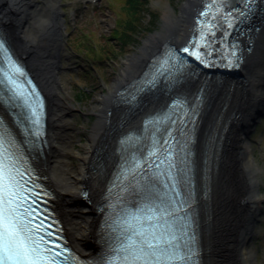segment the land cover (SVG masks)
Masks as SVG:
<instances>
[{
    "label": "bare ground",
    "instance_id": "bare-ground-1",
    "mask_svg": "<svg viewBox=\"0 0 264 264\" xmlns=\"http://www.w3.org/2000/svg\"><path fill=\"white\" fill-rule=\"evenodd\" d=\"M195 2L186 0L179 15L161 22L159 31L142 40L138 53L122 61L117 80L91 107L94 119L87 128L86 142L74 151L77 163L72 166L61 160L64 158L60 146L64 130L61 117L64 109H70L62 98L59 79L61 56L56 35L59 33L61 37L64 21L60 13L57 16L54 12L58 0H48L45 8H50L49 11H43V5L35 0H0V27L13 52L29 62L31 74L44 94L43 144L32 166L48 190L51 211L58 218L65 243L78 253L89 251L86 240L96 228L97 219L86 206L75 201L74 195L90 203L96 199L103 188V173L111 166L114 140L133 128L143 113L160 106L166 100L164 92L188 93L197 87L192 134L199 145L202 142L201 146H205L204 138L209 134L211 137L207 146L210 159L200 170L201 195L195 223L197 264H255L249 241L259 211L258 167L252 156L249 130L259 120L264 106V5L255 16L257 25L252 31L246 32V28L240 27L239 34L236 30V40L231 42L234 53L239 49L235 53L238 59L233 63L234 74H206L203 65L196 68L203 71L202 75L196 69L185 73L187 68L179 73L177 68L171 76L173 79L164 86L155 89L150 86L128 105L113 96L121 84L136 76L160 50L161 41H172L186 28L185 23L197 5ZM229 4L227 12L241 7L232 1ZM208 36L215 35L204 33L198 39L211 52L214 48H227L231 41L225 37L220 43L216 37ZM190 39L197 43L196 36ZM241 40L243 46H239ZM180 58L185 60V65L190 62L189 58ZM219 63L220 72L225 63Z\"/></svg>",
    "mask_w": 264,
    "mask_h": 264
},
{
    "label": "snow or ice",
    "instance_id": "snow-or-ice-1",
    "mask_svg": "<svg viewBox=\"0 0 264 264\" xmlns=\"http://www.w3.org/2000/svg\"><path fill=\"white\" fill-rule=\"evenodd\" d=\"M219 4H210V8ZM251 7V0H244L238 11L232 10L233 15L225 12L220 17L225 28L230 22L240 19L247 14ZM204 12V9H201ZM211 15V12L208 13ZM197 43L200 51L191 50L190 55L201 64L205 62L202 52L204 41L198 38L205 32L211 31L209 21H196ZM4 45L0 43V49ZM187 49L181 48V52ZM221 53L225 66H231L238 56L232 55L233 48L229 45L225 49H217ZM173 59L172 70L179 68L183 63L175 53L166 54ZM213 63L217 62L215 58ZM5 66L0 70V84L3 85V99L0 106L6 110L14 108L15 111L0 114V264H62L60 257L64 256L63 264H67L66 247L55 244L52 233H43V225L33 224L32 218L37 215L36 210L28 206L29 189L25 187V172L22 164L25 157L21 154L19 136L24 144H28V137H36L40 133V112L38 97L28 100L22 99V93L18 91L17 79L22 76V69L17 63L5 58ZM167 67L165 57L156 64L157 69ZM152 74H149L143 84L151 85ZM32 88V84L27 85ZM198 98L193 97V104L185 107L180 99L169 100V107L163 114L151 116V120L167 121L168 114L179 112L176 122L182 130H165L163 135L164 145L158 148L153 160L159 157L156 164L149 163L152 171L144 178L141 185L136 186L138 193L137 206L119 213V218L113 217L109 227L115 232L117 240L112 241V250L103 264H191L194 251V243L186 235L189 231L184 227V220H177L169 213H175L177 206L184 208L189 200L188 166L186 159L191 141V118L194 114V106ZM144 123V121H142ZM171 124V121H167ZM187 123L188 128H183ZM175 137L173 140L172 137ZM168 141H171L170 143ZM35 142V141H33ZM155 142H153L154 144ZM149 147L145 155L152 152ZM131 171V168L128 169ZM31 177V173H28ZM107 219V217H105ZM174 221H177L174 223ZM114 225V227H113ZM73 264H77L72 257Z\"/></svg>",
    "mask_w": 264,
    "mask_h": 264
},
{
    "label": "rangeland",
    "instance_id": "rangeland-1",
    "mask_svg": "<svg viewBox=\"0 0 264 264\" xmlns=\"http://www.w3.org/2000/svg\"><path fill=\"white\" fill-rule=\"evenodd\" d=\"M35 1L40 6L43 5V11L50 10L45 8L48 0ZM91 1L58 0L59 5L54 9L64 21L61 48L58 49L61 56L59 79L62 98L70 109H64V116L61 117L64 122L63 140L60 145L64 158L61 160L72 166L77 163L74 151L79 149L80 143L86 142L87 128L94 119L90 114L91 107L99 95L107 93L117 80L122 61L127 56L137 54L142 40L159 31L161 22L179 15L185 3V0H146L149 12H142V20L148 24V29L138 35L137 42L117 47L115 54L107 57L100 54V50L98 52L95 47L100 45L103 36L111 34L118 11L116 3L119 2L100 0L93 4ZM77 41H81L82 46L86 48L96 50L95 57L87 55L85 49L78 46ZM102 44L106 45L105 42ZM79 91L84 92V95L78 96L76 93ZM262 110L259 120L249 130L252 156L258 167L259 211L249 241L255 264H264V106ZM191 147L193 150L198 149V140L193 134Z\"/></svg>",
    "mask_w": 264,
    "mask_h": 264
},
{
    "label": "trees",
    "instance_id": "trees-1",
    "mask_svg": "<svg viewBox=\"0 0 264 264\" xmlns=\"http://www.w3.org/2000/svg\"><path fill=\"white\" fill-rule=\"evenodd\" d=\"M116 5H118V11H116V21L115 26L108 36H103V40L99 42V46L95 47L100 54L111 57L115 54V48L122 47L128 43L137 42L138 35L147 30V25L143 23L142 12H149L146 6V0H117ZM115 4V3H114ZM105 42V46L102 44ZM78 46L83 47L85 52L89 56L96 55V50L93 48H86L82 46L81 41ZM100 47V48H99ZM120 47V48H121ZM99 52V51H98ZM95 57V56H94ZM83 91V90H82ZM78 96L84 95V92L79 91Z\"/></svg>",
    "mask_w": 264,
    "mask_h": 264
},
{
    "label": "water",
    "instance_id": "water-1",
    "mask_svg": "<svg viewBox=\"0 0 264 264\" xmlns=\"http://www.w3.org/2000/svg\"><path fill=\"white\" fill-rule=\"evenodd\" d=\"M56 15L57 16H59V13H57L56 12ZM55 26H56V24H54ZM184 31V30H183ZM183 31L175 38L174 37V39L171 41V42H174V43H177V42H182V40L184 41V39H185V36L183 35L184 33H183ZM5 33V32H4ZM57 33V32H56ZM184 36V37H183ZM56 39H58L59 40V43H58V49H60L61 48V38H60V35H59V33H58V36L56 35ZM177 40V42H175ZM170 41V40H169ZM58 51V50H57ZM59 54V53H58ZM22 62L24 63V65H25V67L28 69V71H29V73H30V75H32L31 74V71H32V67H30V65L28 64L29 62L28 61H25L24 62V60L22 59ZM27 62V63H26ZM31 64V63H30ZM32 65V64H31ZM57 68H58V66H57ZM234 66L231 68V69H225L222 73H224V74H227V75H232V74H234ZM33 78H34V76H33ZM74 198H75V201H77V203H81V206H86V208L88 209V205H89V200H86L85 201V199L84 198H82L81 196H79L78 194H75L74 195ZM87 240H89V237H87ZM87 240H86V242H87Z\"/></svg>",
    "mask_w": 264,
    "mask_h": 264
}]
</instances>
